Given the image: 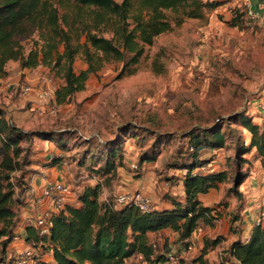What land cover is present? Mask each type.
I'll use <instances>...</instances> for the list:
<instances>
[{"label":"trees","instance_id":"trees-1","mask_svg":"<svg viewBox=\"0 0 264 264\" xmlns=\"http://www.w3.org/2000/svg\"><path fill=\"white\" fill-rule=\"evenodd\" d=\"M59 1L64 12L55 0H0V81L8 73L10 60L19 61L22 70L47 66L64 80L56 90L59 103L84 90L90 75L105 62H122L121 73L133 74L146 46L153 44L157 36L172 31L188 18L204 19L207 11L223 2ZM233 12L228 23L240 27L247 11L238 6ZM28 36H32L29 49L22 41ZM80 52L87 68L76 71L74 63ZM127 131L133 132L130 138L142 139V144L152 133L140 123L124 122L112 137H88L78 160L82 163L85 156L90 158L83 165L101 181L86 184L75 203L68 201L54 213L49 235L42 238L35 227L26 225L28 241L53 251V260L43 259L42 264H124L137 255L147 264H171L169 249L154 246L151 234L167 229L177 232L180 244L188 248L199 226L212 225L222 215V203L208 204L201 195L225 184V194L241 203L245 180L256 165L264 168V125L254 121L246 109L206 124L193 123L179 134L151 130V142L138 153L139 168L158 160L167 137L187 139L170 165L180 171L184 199L171 198L170 206H152L146 211L132 204L116 208L111 204L113 198L102 199L103 185L118 174L120 167H125ZM49 134L59 136V141L49 138ZM64 136L65 133L57 135L40 129L26 130L11 121L0 107V264H17L9 254V245L17 235L20 195L29 188L31 167L42 165L32 157L34 138H44L64 149ZM239 220L236 216L235 221ZM224 240L223 235L205 237L194 263L208 264V253L222 247L219 264H264V221L252 227L249 237L239 236L225 245Z\"/></svg>","mask_w":264,"mask_h":264},{"label":"rangeland","instance_id":"rangeland-1","mask_svg":"<svg viewBox=\"0 0 264 264\" xmlns=\"http://www.w3.org/2000/svg\"><path fill=\"white\" fill-rule=\"evenodd\" d=\"M55 1L64 12L60 1ZM220 1L223 2L207 11L204 19L188 18L172 31L157 36L153 44L146 46L133 74L121 73L122 62H105L90 75L86 88L64 103H59L56 97V90L64 82L61 76L44 65L27 68L24 72L19 61L10 60L8 73L0 81V107L5 109L7 117L26 130L65 133V150L44 138H34L32 157L42 165H33L31 175H38V166H53L54 161L61 160L56 168H47L43 175L54 178L59 172L65 173L62 181L70 188L68 201L75 203L83 185L95 182L98 177L83 165H87L90 158L85 156L82 163L78 160L87 138L112 137L119 124L140 123L152 133L142 144V139L130 138L133 132L127 131L125 167H120L118 174L103 185L102 196L112 199L121 192L140 190L154 206V198L181 195L180 171L170 165L187 139L177 135L167 137L161 144L163 150L158 160L134 170L131 165L137 163L143 146L151 142V130L179 134L193 123L206 124L243 109L253 115L254 121L264 125V19L253 20L246 16L240 27L228 23L234 8L240 6L247 11L251 6L261 11L264 5L255 7L253 0ZM31 38H22L27 49ZM74 66L76 71L87 68L81 52ZM139 133L143 134L144 130L140 129ZM47 136L59 141V136ZM220 159H224V154ZM46 160L48 162L43 163ZM225 187L223 184L219 190L205 196L208 203H222V215L216 219L219 227L209 225L200 231L198 240L189 250L180 249L178 238L168 243L170 253L178 257L179 264H198L193 259L198 256L206 236L223 235L227 241L234 237L231 231L241 236L242 228L237 224L240 220L235 221V217L248 219V215L242 214L245 208L250 215L256 212L260 216L264 212V185L258 188L247 185L241 203L227 196ZM21 204L20 201L19 225L24 226ZM16 234L20 238V234ZM163 242V238L155 239L156 247L161 249ZM210 252L209 264H219L220 253L217 257L215 249ZM129 264L145 263L133 259Z\"/></svg>","mask_w":264,"mask_h":264},{"label":"crops","instance_id":"crops-1","mask_svg":"<svg viewBox=\"0 0 264 264\" xmlns=\"http://www.w3.org/2000/svg\"><path fill=\"white\" fill-rule=\"evenodd\" d=\"M262 0H253V2L255 3V7L260 6V5H264L263 2H261ZM23 71L25 72L26 70L23 69ZM145 164H151V163H145ZM144 164V165H145ZM57 165H53V166H38V175H35V174H32L30 175V181H29V188H27L26 190H24L20 197H21V202L22 204L20 205V212H22V217L24 218V222H26V218L33 214V213H38V212H41L47 208L50 207V203L48 200H45L43 202H36L34 201L33 197L36 196L39 192H40V189L41 187L47 182V180H64L63 177H65V173L63 172H59L57 173V175L53 178V176H47V175H43V172L47 171V168L48 169H53V168H56ZM131 167L134 169V170H137L139 169L137 163H132ZM124 168V167H122ZM52 178V179H50ZM99 180H101V177H96V180L95 182H87L86 184H95V183H98L100 182ZM180 182V191H181V195L180 196H176V195H172L171 197H166L164 199H155V207L157 208H161V207H166V206H170L171 204V198H177L179 200H183L184 199V187H183V182L181 179L178 180ZM85 184V185H86ZM83 185V187L85 186ZM249 185L250 188H258L260 185H264V168L260 165H256V167L254 168V170L252 171V173L250 174V176L245 180L243 186H242V189L244 191V194L246 192V186ZM83 189V188H82ZM215 190V189H214ZM213 191V190H211ZM210 191V192H211ZM209 192V193H210ZM208 193V194H209ZM146 194V193H145ZM208 194H204V195H201V198L206 202V197ZM102 198H106L108 199L104 194L102 196ZM208 204H212V203H208ZM248 208H245L243 210V215H248V219H244V220H240V223H237L238 226H240L242 229L241 230V238H245V237H249L250 235V232H251V229L252 227L257 223V220L259 218V216H257L256 212L252 213V215L249 214V211H247ZM21 223V222H20ZM217 222L216 220L214 221V223L210 226H212L213 228H217L219 226H217ZM207 226L209 225H202V229L204 230ZM244 231H247L248 233L247 234H244ZM16 233L20 234V238L18 240H13L11 242V244L9 245V254L11 255L13 253V251H18L22 248H24L25 246L28 245V243L30 241L27 240V236H26V223L24 226H21L18 224L17 228H16ZM231 233H233L232 235L234 236L230 241H227V237H225V240L223 242V244H228L229 242H231L233 239L239 237L240 235L239 232L238 234L231 231ZM198 234L199 232L195 231L193 234H192V237L190 238L191 240V243L194 244V242H196V240H198ZM151 236L154 238V239H162L163 238V245L161 247V249H163L164 247L166 248L168 246V243L171 242V240H173L174 238H178L179 237V234L177 232H173L169 229L167 230H164L162 232H157V233H152ZM207 237V236H206ZM212 237H216V236H212ZM156 245V243H154ZM179 247L180 249L182 248H185V250H189V247L186 248L184 247L183 245L180 244L179 242ZM222 248V247H221ZM221 248H218V249H215V253H216V256L218 257V254L220 253L221 254ZM166 249H169L168 247ZM191 249V248H190ZM40 250H42V252H44V258L45 259H48V260H53V251L48 248V249H45V248H40ZM169 253H170V250H168ZM210 253H208V259L209 256H210ZM182 256H185L184 254ZM133 259H141L142 260V256L141 255H137V256H132L130 258H128L124 264H129ZM143 261V260H142ZM143 263L147 264L145 261H143ZM209 264V263H208Z\"/></svg>","mask_w":264,"mask_h":264},{"label":"built area","instance_id":"built-area-1","mask_svg":"<svg viewBox=\"0 0 264 264\" xmlns=\"http://www.w3.org/2000/svg\"><path fill=\"white\" fill-rule=\"evenodd\" d=\"M247 17L249 19H264V9L259 11L254 7H249L247 9ZM101 181V180H99ZM70 193V188L62 180H47V182L42 186L40 192L33 197L36 202H43L48 200L50 207L29 215L26 218V225L35 227L38 234L43 238L50 234L52 227V217L54 213L60 211L64 208L65 204L68 202V195ZM107 200V199H106ZM113 207H121L125 204L136 205L141 210H149L152 208L151 199L140 190L136 191H126L117 194L111 202ZM264 221V212L259 216L257 224ZM202 226H199L196 231H202ZM19 236H14V241L18 240ZM41 243H36L31 240L27 246L16 251L13 257L17 264H42L44 258V253L40 250ZM193 243H190L189 248L192 247ZM155 246V244H154ZM169 259L171 264H179V259L174 253L169 254Z\"/></svg>","mask_w":264,"mask_h":264}]
</instances>
